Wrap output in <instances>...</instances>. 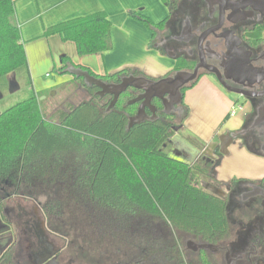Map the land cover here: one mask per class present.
Segmentation results:
<instances>
[{
    "label": "flooded vegetation",
    "instance_id": "obj_1",
    "mask_svg": "<svg viewBox=\"0 0 264 264\" xmlns=\"http://www.w3.org/2000/svg\"><path fill=\"white\" fill-rule=\"evenodd\" d=\"M167 4L170 17L161 30L155 31L152 44L176 61L184 60L186 66L156 79L132 75L159 80L177 71L196 70L197 78L180 89V105L169 107L157 98L143 105V100L136 101L142 91L128 87L107 110L113 96L100 97V89L84 85L83 79L79 92L85 93L86 99L81 103L91 102L104 113L122 115L127 124L129 117L144 110L151 119L142 122L167 125L170 141L185 129L189 117L185 93L202 78L214 82L224 97L239 107L238 123L223 129L201 148L189 166L196 178L208 177L203 182L205 191L225 202L227 228L209 239L163 231L158 216L136 208L134 220L139 229L151 221L150 231L59 234L55 213L62 214L63 209H53L51 199L41 204L30 198L33 195L0 188V264H264V173H249L256 167L264 169V0H169ZM122 77L105 82L118 83ZM66 99L58 105L66 107ZM221 144L228 146L221 149ZM242 156L248 163L234 167L238 173L226 182L219 181L215 167L223 162L237 163L234 160ZM68 170L64 165L49 167L24 188L30 192L60 190L64 196ZM82 171L92 173L95 168L72 169L74 174ZM58 222L63 225L69 221L60 218Z\"/></svg>",
    "mask_w": 264,
    "mask_h": 264
},
{
    "label": "trees",
    "instance_id": "obj_2",
    "mask_svg": "<svg viewBox=\"0 0 264 264\" xmlns=\"http://www.w3.org/2000/svg\"><path fill=\"white\" fill-rule=\"evenodd\" d=\"M135 18L154 31L161 30L169 19L153 24L145 17ZM110 30L105 13L97 12L49 27L44 36L59 35L61 40L73 42L81 56L111 50ZM62 62L56 72L67 67L65 57ZM185 66L184 60L179 59L174 70ZM10 74L28 90L22 91L27 93L25 99L0 108V188L4 192L21 194L32 178L49 167L64 165L70 169L66 177L70 176L65 179V195H60V190L52 192L49 203L53 209H63L69 215L80 214L97 234L150 231L151 221L139 229L134 220L136 208L158 216L163 231L204 239L225 231L228 226L225 202L200 188L187 162L171 157L164 150L171 136L167 125L145 121L127 131L122 115L104 113L102 107L91 102L78 106L68 103L66 109L57 111L56 122L45 118L42 93L32 89L14 0H0V95L2 90H9ZM129 74L143 75L126 69L103 80L116 81ZM74 80L81 83V79ZM79 166L95 168L96 172L74 174L72 169ZM123 213L128 214L124 219Z\"/></svg>",
    "mask_w": 264,
    "mask_h": 264
},
{
    "label": "crops",
    "instance_id": "obj_3",
    "mask_svg": "<svg viewBox=\"0 0 264 264\" xmlns=\"http://www.w3.org/2000/svg\"><path fill=\"white\" fill-rule=\"evenodd\" d=\"M14 5L15 18L20 28L32 89L36 93H40L41 88H44L35 87L37 76L46 69H60L63 66L62 58L64 57L67 67L63 72H57L55 79L60 83L51 86L46 83V87L49 86L47 92L56 93L59 90L60 94H63V98L67 99L80 91L81 84L74 80L80 78H75L67 73L68 68H78L90 72L102 80L103 77L112 76L126 69L140 71L153 79L159 78L174 69L176 60L153 46L155 31L135 18V16H142L153 24H158L169 18V7L161 0H14ZM97 12L105 13L111 24L112 49L109 51L102 54L80 56L77 54L73 42L61 40L59 35L44 36V30L49 27ZM47 74L46 71L44 73L45 78ZM203 85L205 87H202ZM193 90L196 91L193 92ZM192 95H194L195 100L190 97ZM184 98L187 105L192 109L185 121L184 128L185 126H192L194 121L195 127L199 130V132H195L200 136L199 138L204 140L202 149L221 132L218 130L219 128L217 129L220 123H228L234 118L235 123H238L236 111L239 107L233 106L232 101H228L217 85L208 78H202L192 90L190 89L185 93ZM199 100L201 109L205 105L210 112H218L219 107L222 106L220 115L216 117V122L211 131H208L205 122H195L194 120V112L201 110ZM65 102L69 103L68 100ZM233 108L235 114L231 116L230 112ZM203 110L207 111L206 109ZM203 110L201 111L204 112ZM226 116L228 118L225 121ZM205 120L208 122V119ZM204 128L205 131H202ZM236 159L240 164H246L249 161L244 156ZM257 168L250 170L249 173H256L258 176L261 174L258 173L259 170H263L264 173L262 167Z\"/></svg>",
    "mask_w": 264,
    "mask_h": 264
},
{
    "label": "rangeland",
    "instance_id": "obj_4",
    "mask_svg": "<svg viewBox=\"0 0 264 264\" xmlns=\"http://www.w3.org/2000/svg\"><path fill=\"white\" fill-rule=\"evenodd\" d=\"M46 71L48 73V76L45 78L44 73ZM46 71L42 72V74L37 76V79H36L37 82L35 84V87L38 89L39 87H44V88H41L42 91L40 92L42 93L41 98L44 100L42 109L45 112V118L50 122H56L57 111L62 110V109L64 110L66 109V107L58 105L63 99V94H60L59 90L56 93H54L53 91L47 92L48 91L47 88L49 86L55 85L56 83H60L59 81L55 80L57 77L56 69L55 70L46 69ZM8 83L10 85V88H9L10 90H8V88L5 91L2 90L0 108L10 107L11 105H14L17 102L27 97V93L22 92V91H27L28 89L21 86L19 79L15 75L11 74L10 76H8ZM46 83L50 85L46 87ZM202 87H205V86L203 85ZM195 91L196 90H193V92ZM190 97L192 98V100H195L194 95ZM85 99H86L85 93L81 95L79 93V94H76L75 96H71V98H68L66 100H68V102L72 106H76L78 103L80 104L81 101ZM198 103L201 109L200 100L198 101ZM185 105H186L185 107H187L188 109V112L191 113L192 109L189 107V105H187L186 102H185ZM221 107L222 106L219 107L220 110H222ZM203 109L207 110L208 107L204 105ZM201 110H197L196 113L194 112L195 114L194 120L195 122H201V121L205 122L207 125L206 127H208V131H211V128L216 122V117H219L220 115V110L218 112H213V111L210 112V110H207V111L203 110L204 112H202ZM205 112L208 114H206ZM239 113H240V109L236 111V114H237L236 117L239 115ZM205 119H208V122ZM234 119L228 121V123H224V124L220 123L217 126V129L219 128L218 130L222 131L223 129L234 126L236 124ZM195 131L199 132L198 128L195 127V124L193 121L192 126H185V129L181 132L180 135H178L177 137H174L173 139H171V141H168L164 150L171 157L182 160L189 164L191 160L194 159L198 155L199 151L204 146V142H203L204 140L202 138H199L200 136ZM202 131H205V128ZM234 161L237 162L236 160ZM240 166H244V165L238 162L231 164L230 161L220 163L214 169L217 173V179L219 181L226 182L228 179H230L232 176L238 173V171L234 172L235 171L234 167L238 169ZM254 177H257V176H254ZM197 180H198V185H201L202 189H204L205 183L203 182H207L208 177L206 176L202 177V175L201 176L198 175ZM22 192L23 193H21L20 195H28V194H30V196L33 195L30 198H33L37 203L40 202L41 204H44L46 200H50L51 198L50 197L51 193H48L49 191L47 192L46 191H31L30 192L29 190L28 191L24 190ZM55 214H56L55 216H57V219L55 220V222H56V226L58 227V228L56 227V231H58L59 234L61 233L63 234H97L95 233L94 230L89 229V225L87 224V222H85L82 219V217H80L81 216L80 214L79 216L77 213L74 212L71 215H69L70 213H68V211L67 212L63 211L62 214H59V212L57 214L56 212ZM60 218L63 220H67L69 222L61 225L62 222L58 223Z\"/></svg>",
    "mask_w": 264,
    "mask_h": 264
},
{
    "label": "water",
    "instance_id": "obj_5",
    "mask_svg": "<svg viewBox=\"0 0 264 264\" xmlns=\"http://www.w3.org/2000/svg\"><path fill=\"white\" fill-rule=\"evenodd\" d=\"M66 71L75 78L83 79L84 85L88 87L94 86L100 89V97L105 95L113 96V100L109 104L107 110L113 107L117 97L128 87L142 91L136 101L143 100V105L146 103V106H148L152 99L157 98L163 102V104L167 103L169 107H175L182 102V92L180 89L197 78L196 70H194L192 73L177 71L172 77L168 76L160 78L159 80H150L145 77L130 74L122 77L118 83H108L78 68H68ZM173 97L175 100L171 102ZM41 100L43 99L41 98ZM144 119L151 118L145 115L144 110L141 113L139 109V112L135 116L128 118L127 129L129 130L134 125L141 123ZM227 146L228 144H221V149H226Z\"/></svg>",
    "mask_w": 264,
    "mask_h": 264
},
{
    "label": "built area",
    "instance_id": "obj_6",
    "mask_svg": "<svg viewBox=\"0 0 264 264\" xmlns=\"http://www.w3.org/2000/svg\"><path fill=\"white\" fill-rule=\"evenodd\" d=\"M46 76H48V74L46 75ZM235 114V110H234V108L231 110V112H230V115L232 116V115H234Z\"/></svg>",
    "mask_w": 264,
    "mask_h": 264
}]
</instances>
